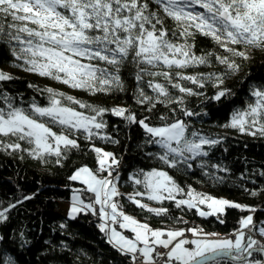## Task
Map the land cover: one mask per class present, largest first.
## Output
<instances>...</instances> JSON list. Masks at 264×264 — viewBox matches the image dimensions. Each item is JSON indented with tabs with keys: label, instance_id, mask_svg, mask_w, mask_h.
Instances as JSON below:
<instances>
[{
	"label": "trees",
	"instance_id": "obj_1",
	"mask_svg": "<svg viewBox=\"0 0 264 264\" xmlns=\"http://www.w3.org/2000/svg\"><path fill=\"white\" fill-rule=\"evenodd\" d=\"M77 1L84 9L99 4L98 17H91L96 22L84 29V43L93 52L77 57L91 71L80 85L29 68L24 45L33 39L28 32L40 29L0 4V115L18 111L68 141L57 151L39 153L30 138L0 132V264H130L99 227L98 213L65 215L72 192L93 200L72 176L80 168L95 171L97 149L110 154L122 213L154 229L194 226L207 234L237 232L241 218L251 214L244 241L250 235L249 246L263 248L255 228L264 220V99L249 125L232 126L230 120L249 113L264 94V37L245 41L198 28L176 15L169 0ZM57 9L71 21L68 3ZM121 19L133 22L128 30L113 27ZM147 34L179 48L188 61L146 60L140 43ZM53 101L94 118L100 128L88 133L36 111ZM142 122H180L186 140L202 135L215 141L203 145L201 154L178 159ZM149 171L163 172L183 191L181 197L235 204L206 215L171 198L157 202L159 210L146 208L135 194L143 191ZM249 258L260 256L252 252ZM205 264L235 263L218 258Z\"/></svg>",
	"mask_w": 264,
	"mask_h": 264
},
{
	"label": "rangeland",
	"instance_id": "obj_2",
	"mask_svg": "<svg viewBox=\"0 0 264 264\" xmlns=\"http://www.w3.org/2000/svg\"><path fill=\"white\" fill-rule=\"evenodd\" d=\"M64 3H68L67 12L70 11V13H68L69 17L71 16L70 22L67 21V19L60 14V10L57 9L62 7ZM0 4L11 8L15 18L38 26L40 29L38 32L34 31V34L30 33L31 31L28 32L29 36L33 39L28 41L29 44L26 43L24 45L25 50L30 56L27 64L32 71L41 74L54 73L70 85H80L85 78H87L86 76L91 75V71L84 63L79 61L77 57H86L93 52L88 49L84 43V29L86 28V25L89 26L91 24L92 20L96 22L94 18L91 17L98 12L99 4L97 1L94 5H90L88 7L89 9L80 7L81 4L77 0H0ZM168 5H171L176 15L191 20L198 28L208 31L221 30L231 38L245 41H254L264 37V0H169ZM225 12L226 17L223 19L220 15ZM93 17L98 16L94 15ZM112 24L114 28L122 26V28L128 30L133 22L127 19H121L114 20ZM47 41L51 42L53 45L50 44L51 46H47ZM140 49L144 58L148 61L165 65L182 64L188 61L186 55L181 52L179 48L165 43L161 37L158 38L152 34H147L141 40ZM2 76L3 74L0 73V77ZM263 99L264 94L257 95V104L251 108L250 112L233 115L230 124L241 128L247 124L249 125V117L251 119H256L258 113L263 108L260 107V101ZM36 111L39 114L53 118L63 126L82 129L88 133H93L100 128V125L94 118L68 109L67 107L60 106L56 101H53L45 108H37ZM114 112L119 113V110L116 108L114 109ZM142 127L148 133L158 137V144L165 149L167 154L177 157L178 159H189L201 154L203 151V145L215 141L213 138L202 135L191 137L189 140H186L180 122L169 126H151L142 122ZM0 132L17 133L24 136V138H30L32 145L37 148L39 153L57 151L60 146H63L68 142L65 137L52 134L45 126L25 117L18 111L11 113L8 117L0 115ZM97 151L98 165L101 169H103L104 166L112 164L108 152L98 149ZM89 171L90 170L87 168L77 170L72 178L78 180V177H83L80 176L82 174L87 177ZM100 172L101 171L96 170L91 171V176L95 179L96 176L99 177L103 184L107 183L106 187L108 188L105 197V204H102V199L100 202H97L100 207H102L101 209L98 208L100 216L99 227L108 232L107 239H111L109 241H113L114 243H116L114 236H109L112 228H115L116 232L120 235L124 234V232H122L123 230L130 229L135 233L137 238L142 237L137 228L132 230L136 227L131 225L132 222L136 223L138 221L122 212L124 223L120 224L117 222L118 226H114L113 224L109 231L106 228H103L106 227L105 225L110 226V221H115L114 217L111 215L109 216V212L110 210H116L117 204L114 202V197L120 192L116 186L117 177L113 176L110 180H107ZM86 181V183L89 184V178ZM96 185L95 182L94 186L92 185L90 187L96 189ZM142 189V192H137L135 195L145 200L143 203L146 208L154 210H159L156 203L160 202L163 198L176 199L178 203L195 207L201 215L222 212L226 206L235 204L223 198L205 199L193 194L181 197L183 191L176 186L169 177L160 171L146 172L142 179ZM72 195L78 196L81 200ZM71 196L73 199L78 200V202H71L72 206L69 205L68 207V217H73L72 215L76 213L78 207L79 210L85 211L87 208L93 209L92 205L96 204L93 200L92 202L94 204H90L89 201L83 200L80 198V193L76 191L72 192ZM110 214L112 213L110 212ZM118 216L119 215H115V217ZM107 221L108 223H104L103 226L102 222ZM251 224V214L242 217L239 222L238 235L234 241L227 240L226 238H219L213 234L204 233L201 229L194 226H190L185 230L146 228H148L149 232L150 230H154V232L161 231V239L163 237L162 234L166 232V238L164 241L174 246L173 252L176 253L178 257L182 253V250L185 249L183 244L188 247V241L191 242L194 235L196 238L202 240L198 247L203 246L199 249L197 247L198 251H207L205 254L225 248L226 246L236 247L241 245L244 241V233L241 231L248 228ZM255 233L264 237V220L261 224L256 226ZM186 235H188V237H186ZM179 237L181 240H179ZM156 239H158V237L155 235L153 240L150 241V244L153 245L157 243ZM192 243L195 244L196 247V242L193 241ZM119 245L122 244L119 243ZM159 245L160 244L158 243L155 244L153 253L155 247ZM250 248L253 247L248 246L246 251ZM262 249H264V247ZM120 250L123 252H131L133 249L125 246V248ZM165 250L167 252V248H165ZM205 254H200V256ZM156 260L157 259L154 256L153 262H156ZM236 264H262V259L248 258L245 261Z\"/></svg>",
	"mask_w": 264,
	"mask_h": 264
},
{
	"label": "crops",
	"instance_id": "obj_3",
	"mask_svg": "<svg viewBox=\"0 0 264 264\" xmlns=\"http://www.w3.org/2000/svg\"><path fill=\"white\" fill-rule=\"evenodd\" d=\"M80 169H84V168H80ZM80 169H78V170H80ZM80 176H83V177L82 178L78 177V180L76 179V181L82 182L87 187V189L92 193V196H94L93 202L96 203L95 206L92 205L93 209H88L87 208V211H90L92 213H98V208L101 209L102 207H100V205L97 202L98 201L100 202L101 199H102V204L103 203L105 204L106 192L108 190V188L106 187L107 183L103 184L101 179L99 177H97V176H96V179H95L93 176H91V171H89V173L87 174V177L84 174H82ZM88 178H89V181H88L89 184L86 183L87 182L86 180ZM95 182L97 184L95 186L96 189L91 188L90 186H92V185L94 186ZM72 196H75V197H77L79 199V197L76 196V195H72ZM72 196L69 198V200L67 202L65 215H68V213H69L68 212V207H69V205L72 206L71 202H73V201L76 202V203L78 202V200L73 199ZM89 203L92 204V202H89ZM73 205H76V204H73ZM79 211H81V210H79V207H78L76 213H74L72 216H75ZM110 212L112 214H110ZM110 212H109V216L111 215L112 217H114L115 221H112V222L110 221V226L105 225L106 227H103V228H106L108 231H109L110 228H112L113 224L115 226V224H118L117 222H119L120 224L124 223L123 222V214L120 211L111 210ZM113 213H115V214H113ZM115 215H119V216L115 217ZM98 216H99V213H98ZM99 220H100V216H99ZM108 221L107 222H102L103 226H104V223H108ZM131 225L136 226L132 230H135L137 228V230L142 235V237L137 238L135 233L133 231H131L130 229L129 230H125L127 233H124L123 235H120L118 232H116L115 228L114 229L112 228L111 231H110L109 236L113 235L114 238H115L114 240H116V243H114L113 241L110 242L109 240H111V239H109L108 241L112 245H114L116 248H118V249L119 248L123 249V248H125V246H128V248H132V249H138L144 255V256L142 255L143 256V263H141V264H154L155 263V262H153V259H154L153 248H154L155 244H157V243L162 245L163 247L167 248V256L164 259L162 264H185L187 262H190V261L194 260V258L196 259V257L198 258V256H200V254L207 253V251H202V250L198 251V249L203 246L202 245V246L198 247V245L201 243L202 240L199 239V238H196L195 235H194V238L191 241V244H192L193 247L189 248V247H186L185 244H183L185 249H183L182 253L177 257V254L173 252L174 246L172 244L166 243L164 241L165 238H166V232L162 234L163 237L161 239L160 238V232L161 231L160 232H157V231L154 232V230L153 231L150 230V232H151L150 233L148 228H146L147 226L142 224V223H140V222H136V223L132 222ZM172 229H182V228H172ZM107 233L108 232H106V235H107ZM155 235L158 237V239H156L157 243L152 245V244H150V241L153 240ZM107 238H108V235H107ZM179 240H181L180 237H179ZM193 241L196 242V247H195V244L192 243ZM119 243L122 244V245H119ZM133 247H135V248H133ZM197 247H198V249H197ZM225 248H232V247L231 246H226ZM187 251H189V252H187ZM151 252H152V255H151Z\"/></svg>",
	"mask_w": 264,
	"mask_h": 264
},
{
	"label": "water",
	"instance_id": "obj_4",
	"mask_svg": "<svg viewBox=\"0 0 264 264\" xmlns=\"http://www.w3.org/2000/svg\"><path fill=\"white\" fill-rule=\"evenodd\" d=\"M220 16L223 19H225L226 12L222 13ZM249 240H250V237H248L246 243L241 248H238V249L221 248V249L215 250L213 252H210L208 254H205L203 256H200V257H198V258H196V259H194V260H192L190 262H187L185 264H205V263H208V262L213 261V260L218 259V258L229 259V260H232L234 262H242V261H245L248 258L249 254L251 252H253V251L258 252L261 255V259L264 260V249L259 248V247L250 248L241 257H237L236 258V257L233 256V254H237L240 251H242L244 249L245 245H247L249 243ZM262 263L264 264L263 261H262Z\"/></svg>",
	"mask_w": 264,
	"mask_h": 264
},
{
	"label": "bare ground",
	"instance_id": "obj_5",
	"mask_svg": "<svg viewBox=\"0 0 264 264\" xmlns=\"http://www.w3.org/2000/svg\"><path fill=\"white\" fill-rule=\"evenodd\" d=\"M108 167H111V168H113V166L112 165H107V166H104V168L103 169H101L100 168V166L98 165L97 167H96V171H101V170H103V171H101L100 173L101 174H103L104 175V178L105 179H107V180H110V175H112L113 173H114V168H113V171L112 172H109V171H107L106 169L108 168ZM116 171V170H115ZM115 197H118L119 198V194H116L115 195ZM114 197V198H115ZM119 202H120V200L118 201V202H115L116 204H117V208H116V210H118V211H120L119 210ZM115 210V211H116ZM111 211V210H110ZM121 212V211H120ZM241 232H243L244 234H247L248 232H250V229H246V230H242ZM238 233V231L237 232H232V233H228V234H223V233H217V237H219V238H225V236L226 237H229V236H231L230 238L231 239H227V240H231V241H234L236 238H237V234ZM249 234H251V233H249ZM218 235H220V236H218ZM249 237H250V240H251V236L249 235ZM248 239V238H247ZM247 239H246V241H247ZM257 239V238H256ZM250 240H249V243H250ZM258 240V239H257ZM246 241H243L242 243H241V245H238V246H236V247H232V248H227V249H238V248H241L245 243H246ZM249 243L247 244V245H245V247H244V249L242 250V251H240L239 253H237V254H233V256L234 257H241V256H243L245 253H246V248L249 246ZM251 247H257V246H252L251 245ZM156 248V247H155ZM162 248H164L165 249V247H162ZM136 249H133L131 252H128V256H129V258H130V264H133L132 262H133V260H132V256H130V254L132 253V252H134ZM137 251H139L138 249H137ZM126 252V251H125ZM253 252H256V251H253ZM139 253L141 254V252L139 251ZM252 253V252H251ZM250 253V254H251ZM256 253H258V252H256ZM250 254H249V256H250ZM142 255V254H141ZM153 255L156 257V262L154 263V264H156L157 263V261H158V257H157V255L155 254V250H154V253H153ZM237 255H239V256H237ZM249 256H248V258H249ZM260 256V255H259ZM143 257V256H142ZM247 258V259H248ZM260 258H261V256H260ZM226 260H229V259H226ZM229 261H231V262H233V263H239V262H234V261H232V260H229ZM262 261L264 262V260L262 259ZM142 263H143V261H142ZM263 264V263H262Z\"/></svg>",
	"mask_w": 264,
	"mask_h": 264
},
{
	"label": "built area",
	"instance_id": "obj_6",
	"mask_svg": "<svg viewBox=\"0 0 264 264\" xmlns=\"http://www.w3.org/2000/svg\"><path fill=\"white\" fill-rule=\"evenodd\" d=\"M106 170L109 171V172H112L113 171V168L108 167ZM101 171H103V170H101ZM118 201H119V198L118 197H115L114 198V202H118ZM218 236H220V235H218ZM186 237H188V235H186ZM230 237L231 236H229V237H226L225 236L226 239H231ZM188 247H191L190 242H188ZM155 254L158 257V261H157L156 264H159L160 261L164 258L165 254H166V250L164 248H162L161 246H156V248H155ZM130 256H132V260H133L132 263L133 264H140L143 261L142 255L137 250H135L134 252H132L130 254Z\"/></svg>",
	"mask_w": 264,
	"mask_h": 264
}]
</instances>
